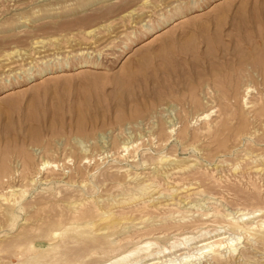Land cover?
Returning a JSON list of instances; mask_svg holds the SVG:
<instances>
[{
  "label": "rangeland",
  "instance_id": "rangeland-1",
  "mask_svg": "<svg viewBox=\"0 0 264 264\" xmlns=\"http://www.w3.org/2000/svg\"><path fill=\"white\" fill-rule=\"evenodd\" d=\"M243 218L264 222V0H0V264H264Z\"/></svg>",
  "mask_w": 264,
  "mask_h": 264
},
{
  "label": "bare ground",
  "instance_id": "bare-ground-1",
  "mask_svg": "<svg viewBox=\"0 0 264 264\" xmlns=\"http://www.w3.org/2000/svg\"><path fill=\"white\" fill-rule=\"evenodd\" d=\"M110 3V2H109ZM159 35H157V36H155L154 38H156V37H158ZM149 42L147 41V42H145L144 44H142L141 46H144V45H146V44H148ZM49 78H52V77H47V79H49ZM13 92H9V93H6V95H4V97H7V96H10L11 94H12ZM145 206V205H144ZM92 212H94L93 211V209H91L90 211H88V213L87 212H81V214L79 213V218H80V220H83L84 222H85V224H84V226H83V230H85V226H89V228H90V230H91V228H93V227H95V226H92L90 223L88 224V222L87 221H89V217L91 216V213ZM98 212V211H97ZM109 212H110V210H109ZM87 213V214H86ZM100 213V212H99ZM122 213V212H121ZM120 213V214H121ZM140 213V212H139ZM95 214H97V213H95ZM114 213L113 212H111L110 214H109V216L107 215H103V216H99L98 217V219L97 220H99L98 221V225H101L102 223H104V224H102V226L98 229V232H99V234L101 233V232H106V231H111V232H113L114 230L116 231L118 228H119V226H120V224L122 223V221L123 220H125V217H124V215H118L119 217H116L115 216V214L113 215ZM214 214V213H213ZM98 215V214H97ZM96 215V216H97ZM117 215V214H116ZM207 215V214H206ZM210 215V214H209ZM74 216H76V215H74ZM126 216V215H125ZM203 216V215H202ZM11 217V216H10ZM78 217V216H77ZM204 217H206L205 215H204ZM76 218V217H75ZM97 217H95V219H96ZM129 218V217H128ZM242 218V217H241ZM91 219V218H90ZM244 219V218H243ZM31 220V219H30ZM76 220V219H75ZM77 220H79V219H77ZM234 220V219H233ZM59 221V220H58ZM82 221V222H83ZM180 221V220H179ZM184 221V220H183ZM195 221V220H194ZM199 221V220H198ZM230 221V220H229ZM263 221V220H262ZM262 221H260V222H262ZM12 222V221H11ZM76 222V221H75ZM83 222V223H84ZM210 222V221H209ZM236 222V221H235ZM244 222H245V219H244ZM79 223V222H78ZM81 223V222H80ZM101 223V224H100ZM203 223H204V221H203ZM257 223V222H256ZM255 223V224H256ZM70 224V223H69ZM72 224V223H71ZM73 224H75V223H73ZM234 223L232 222V225L230 226V223L228 224L233 230H235V231H243V232H245V233H248V235H252V234H250V231L251 230H253V229H256V228H262V226H264V222L263 223H260V225L259 226H255V225H250L249 223V225H246V222H245V224H243V227H240L237 223H235L234 225H233ZM240 224V223H239ZM76 225V224H75ZM78 225V224H77ZM79 226L80 228L82 227V226ZM192 225V224H191ZM59 226V225H58ZM71 226V225H70ZM69 226V227H70ZM73 226V225H72ZM71 226V227H72ZM185 226H187V225H185ZM228 226V227H229ZM138 227V226H137ZM89 228H88V230H89ZM142 228V227H141ZM68 229H70V228H68ZM73 229V228H72ZM232 229H230L231 231H232ZM87 230V231H88ZM93 230V229H92ZM22 231V230H21ZM79 230L77 229V233H79L78 232ZM87 231L85 232V233H87ZM75 232H76V230H75ZM234 232V231H233ZM255 232H257V230L255 231ZM255 232H254V234H255ZM50 233H51V231H50ZM56 233V232H55ZM62 233V232H61ZM64 233V232H63ZM62 233V234H63ZM76 233V234H77ZM80 233H83V232H80ZM79 233V234H80ZM208 233V232H207ZM206 233V234H207ZM262 233H263V231H262ZM260 234V235H263V234ZM54 234V233H53ZM68 234V233H67ZM74 234V233H73ZM105 234V233H104ZM112 234V233H111ZM242 234V233H241ZM259 234V233H258ZM57 235V234H56ZM56 235H54V236H56ZM65 235V234H64ZM84 235V234H83ZM47 236H48V234H47ZM58 236V235H57ZM85 236V235H84ZM127 236V235H126ZM257 236V235H256ZM106 238L108 237V236H105ZM48 238V237H47ZM66 238V237H65ZM131 238V237H130ZM184 238V237H183ZM192 238H194V237H192ZM197 238V237H196ZM253 238V237H252ZM94 239V238H93ZM195 239V238H194ZM73 240V239H72ZM95 242H99V241H101V242H105V240H104V237H97V240L95 239L94 240ZM189 241H190V239H189ZM192 241V240H191ZM239 241V240H238ZM63 242H64V240H63ZM115 242V241H114ZM179 242V241H178ZM183 242V241H182ZM91 243V242H90ZM92 243H93V240H92ZM110 243H111V241H110ZM185 243V242H184ZM22 244H24V243H22ZM28 244V243H27ZM102 244H104V243H102ZM101 244V245H102ZM115 244V243H114ZM95 245V244H94ZM151 244H149V243H145L144 244V247H142L141 249H143V251L146 253L150 248L148 247V246H150ZM30 246V245H29ZM64 246V245H63ZM95 246H98V245H95ZM100 246V245H99ZM98 246V247H99ZM229 247V248H233V247H235V246H233V244H232V241H227L225 238H217L215 241H203V242H199V244L198 245H196V247L195 248H193L192 250H194V251H197V253H201V255H204V254H215V253H217V252H220V250H221V248H223V247ZM237 246V245H236ZM20 247V246H19ZM86 247V246H85ZM141 247V246H140ZM151 247V246H150ZM22 248V247H21ZM31 248V247H30ZM30 248L28 249V248H26V249H28V250H30ZM174 248H175V246H174ZM174 248H173V250H174ZM178 248V247H177ZM34 249V248H33ZM171 249V248H170ZM234 249V248H233ZM31 250H32V248H31ZM35 250V249H34ZM57 250H58V248H57ZM181 250V248L179 249V251ZM183 250H184V248H183ZM37 251V250H36ZM48 251H50V250H48ZM48 251H39L40 253H46V252H48ZM140 251H142V250H140ZM142 251V252H143ZM150 251V250H149ZM30 252V251H29ZM51 252V251H50ZM52 252H54V251H52ZM56 252V251H55ZM25 253V252H24ZM134 252H132V253H130V256H133V255H131V254H133ZM148 253V252H147ZM153 252H150V253H148L147 254V257H152V256H154L153 257V259H150L149 261H148V263L147 264H162V263H158V262H156V260H159V259H157L156 258V256L158 255V253H155V254H152ZM196 253V252H195ZM196 253V254H197ZM56 255V254H55ZM127 255V254H126ZM145 255V254H144ZM215 255H218V253L217 254H215ZM48 256H51V255H48ZM59 256V255H58ZM130 256H126L125 258H122L121 260H117L118 262H123V261H126ZM136 256V255H135ZM139 256V255H138ZM196 256H199V255H196ZM123 257V256H122ZM56 259V258H55ZM58 259V258H57ZM143 260V259H142ZM59 261V260H58ZM146 262V261H145ZM122 264H124V263H122ZM128 264V263H127ZM164 264V263H163ZM165 264H166V262H165Z\"/></svg>",
  "mask_w": 264,
  "mask_h": 264
}]
</instances>
